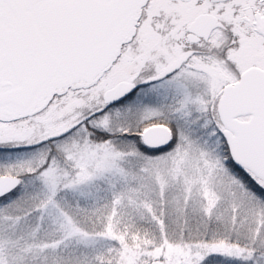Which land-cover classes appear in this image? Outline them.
<instances>
[{
	"label": "snow or ice",
	"instance_id": "6c2138e0",
	"mask_svg": "<svg viewBox=\"0 0 264 264\" xmlns=\"http://www.w3.org/2000/svg\"><path fill=\"white\" fill-rule=\"evenodd\" d=\"M0 264H264V0H0Z\"/></svg>",
	"mask_w": 264,
	"mask_h": 264
}]
</instances>
